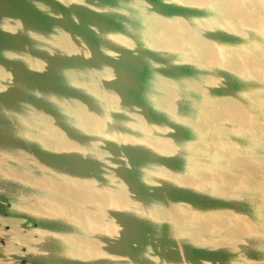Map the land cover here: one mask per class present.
<instances>
[{
  "label": "water",
  "instance_id": "95a60500",
  "mask_svg": "<svg viewBox=\"0 0 264 264\" xmlns=\"http://www.w3.org/2000/svg\"><path fill=\"white\" fill-rule=\"evenodd\" d=\"M0 264H264V0H0Z\"/></svg>",
  "mask_w": 264,
  "mask_h": 264
}]
</instances>
